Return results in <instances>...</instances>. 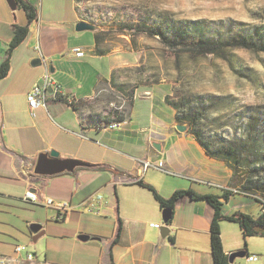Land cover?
Wrapping results in <instances>:
<instances>
[{"label": "crops", "instance_id": "crops-1", "mask_svg": "<svg viewBox=\"0 0 264 264\" xmlns=\"http://www.w3.org/2000/svg\"><path fill=\"white\" fill-rule=\"evenodd\" d=\"M26 1L35 7L37 20L12 51L8 73L0 79V262L11 258L5 264H109L111 251L113 264H212V207L181 197L171 213L169 232L162 237L159 228L150 225L163 224L162 209L138 179L163 198L178 189L216 196L229 190L222 204L224 215L239 211L256 217L260 203L233 192L230 168L209 157L189 133L175 128V109L164 100L172 93L167 82L137 87L129 119L116 123L117 128H84L70 105L55 98L47 99L32 116L26 93L44 72V63L67 100L91 98L96 86L122 64L115 55L93 52V34L82 47L84 55L74 54L76 0ZM25 23L21 8L12 10L6 0H0V60L12 37V25ZM96 59L99 62L92 61ZM51 150L59 158L102 169L76 165L57 173L35 172L38 156ZM159 160L164 167L155 166ZM144 161L152 166L142 171ZM26 190L36 192L40 202L24 201ZM94 192L104 198L100 213L89 212L82 204ZM47 197L69 201L72 208L58 220L56 209L42 204ZM221 222L222 245L228 254ZM35 225L39 229L33 232ZM232 231L239 234L238 225ZM81 234L88 239H80ZM16 244L26 245L33 259L16 253Z\"/></svg>", "mask_w": 264, "mask_h": 264}, {"label": "rangeland", "instance_id": "rangeland-1", "mask_svg": "<svg viewBox=\"0 0 264 264\" xmlns=\"http://www.w3.org/2000/svg\"><path fill=\"white\" fill-rule=\"evenodd\" d=\"M76 1L79 20L95 28L93 32L76 31L78 37L73 43L84 48L93 34L97 47L94 46V53L115 55L122 64L120 67H127L116 74V82L124 84L123 90L113 88L107 80L97 85L92 97L99 100L90 102L95 111L105 112L115 107L116 102L121 104L120 108L126 106L129 87L138 79V88L167 82L172 89L200 97L210 108L207 111L217 118L209 123V128L223 138L240 136L248 116L260 114L264 106V52L234 48L226 50L224 56L192 57L170 48L147 30L164 27L171 21H198L221 32L230 28H264V0ZM109 94L115 98L113 102L106 100ZM82 112L86 115L87 108H82ZM260 119L258 125L262 126ZM259 126L258 130L264 134ZM221 223L225 247L231 252L242 250L241 233L232 231L237 224ZM245 241L248 253H256L259 258L248 261L245 256L236 257L231 264H264V236H248ZM37 253H40L38 247Z\"/></svg>", "mask_w": 264, "mask_h": 264}, {"label": "trees", "instance_id": "trees-1", "mask_svg": "<svg viewBox=\"0 0 264 264\" xmlns=\"http://www.w3.org/2000/svg\"><path fill=\"white\" fill-rule=\"evenodd\" d=\"M17 7L21 8L25 14L26 23L24 25H12V37L8 42L3 58L0 60V79L6 76L10 67V55L12 51L21 44L28 34V26L37 20L35 7L26 0H15ZM150 35H154L170 48L179 52L190 54L192 57L207 55H222L226 50L241 48L253 52H264V28L259 26L249 30L244 28H230L226 32L209 29L198 21H171L164 27L158 26L147 30ZM96 38V36H95ZM97 49V47L95 46ZM103 54V53H100ZM127 67H117L113 69L108 78L110 86L123 90L124 84L116 82L118 71ZM138 79L129 87L126 106L120 108L121 104L116 102V106L97 112L90 102L96 103L97 96L91 98H71L58 95L55 99L66 101L77 113L79 123L82 127L102 128L129 119L130 109L133 104L134 91L138 87ZM98 87L96 86L95 92ZM173 95L168 94L164 100L175 109V121L177 124H184L186 132L189 133L203 148L204 152L211 158L223 161L231 170L229 186L237 192L251 196L257 202H264V134L258 130L259 119L262 121L264 131V106L257 116L249 115L244 124V133L233 139L223 138L209 128L211 121L217 120L207 110L210 108L203 104L200 97L182 92L173 88ZM196 96V97H195ZM195 97V98H194ZM200 99V100H199ZM107 101L113 102L115 98L109 94ZM87 108L84 115L82 108ZM90 169H102L101 166L88 164L84 166ZM137 183L150 189L159 207L170 209L171 213L175 203L181 197H189L191 200L205 201L213 209V214L209 228L210 253L212 264H231L229 254L222 245L220 222L230 221L238 225L244 240L245 255L248 253L245 238L248 236H264V211H260L256 217L243 212H234L231 215L222 213L223 200L228 199L229 190H225L221 196L212 194H198L192 189L175 190L168 198L161 197L157 191L148 183L138 179ZM170 221V220H169ZM169 223V222H168ZM171 239V238H170ZM115 241V239H114ZM109 264H113L111 251L108 252Z\"/></svg>", "mask_w": 264, "mask_h": 264}, {"label": "built area", "instance_id": "built-area-1", "mask_svg": "<svg viewBox=\"0 0 264 264\" xmlns=\"http://www.w3.org/2000/svg\"><path fill=\"white\" fill-rule=\"evenodd\" d=\"M74 51V54L76 56H83L84 55V49L82 47H74L72 49ZM62 88L60 85L53 79L51 74L49 73V69L47 64L44 63V72L40 75L38 80L32 85V87L28 90L26 93V101L28 105L29 113L33 116L34 111L39 106H45L47 99L49 98H55L58 95H62ZM73 97H69V100ZM119 126H114L110 128H117ZM149 166H152V162L150 161H144L141 164L140 169L143 171L147 169ZM155 166L157 167H164L163 161L159 160L157 163H155ZM233 192H237L236 189H233ZM22 199L27 202L31 203H38L39 196L36 192L32 190H26L25 193L22 196ZM42 204L45 206H50L56 209V219L61 220L64 216V214L72 208L69 201H55L52 198H44L42 201ZM83 207L92 213H100L102 210V207L104 205V198L103 195L99 192H94L90 194L83 202ZM260 211H264V202L261 204ZM151 226H154L156 228H160L162 224L159 223H150ZM14 251L16 253H24L25 258L27 260H31V252L27 249V246L24 244H16L14 246ZM246 260L248 261H255L259 258L258 254L255 253H247L245 255ZM11 258H5L4 260H1L0 264H5L8 261H11Z\"/></svg>", "mask_w": 264, "mask_h": 264}, {"label": "water", "instance_id": "water-1", "mask_svg": "<svg viewBox=\"0 0 264 264\" xmlns=\"http://www.w3.org/2000/svg\"><path fill=\"white\" fill-rule=\"evenodd\" d=\"M8 6L14 10L17 7V3L15 0H6ZM94 25L84 21V20H78L75 23V30L76 31H83V30H94ZM175 128L178 131H185L186 126L184 124H177ZM154 146L159 149L160 144L155 143ZM76 165H88L86 162H82L76 159L72 158H59L58 153L55 150H51L49 154H40L36 160V163L34 165V171L38 173H57L62 170H71ZM223 202L225 200L221 199ZM161 218L163 221V224L159 228L160 235L162 237H165L169 232V226L168 222L171 218V210L170 209H164L161 212ZM39 229L38 225L31 226V230L33 232H36ZM79 238L82 240L88 239L87 235L81 234L79 235ZM36 239V237H34ZM245 256L244 251L238 250L233 251L229 254V262H233V260L236 257H242Z\"/></svg>", "mask_w": 264, "mask_h": 264}, {"label": "bare ground", "instance_id": "bare-ground-1", "mask_svg": "<svg viewBox=\"0 0 264 264\" xmlns=\"http://www.w3.org/2000/svg\"><path fill=\"white\" fill-rule=\"evenodd\" d=\"M114 125H116V124H114V123H112L110 126H114ZM33 254L31 253V259H33Z\"/></svg>", "mask_w": 264, "mask_h": 264}]
</instances>
